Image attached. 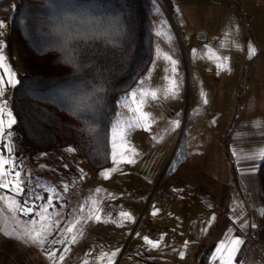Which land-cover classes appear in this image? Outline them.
<instances>
[{"label":"rangeland","instance_id":"1","mask_svg":"<svg viewBox=\"0 0 264 264\" xmlns=\"http://www.w3.org/2000/svg\"><path fill=\"white\" fill-rule=\"evenodd\" d=\"M248 2L250 8L240 13L241 42L214 40L205 48L197 43L192 51L187 37L169 15L171 42L166 37H154L151 62L127 92H139L141 79L145 80V89L159 90L160 98H149L143 109L151 114V130L126 129L125 142L138 153L136 162L113 165L112 125L121 114L125 120L137 118L122 107L125 93L116 104V117L109 132L110 163L104 169L115 166L117 171L110 173L108 179L100 175L104 169L94 171L75 151H68L73 148L69 142L32 157L17 154L20 143L14 126L11 137L7 136V113H13L11 97L23 69L16 46L9 47L10 19L0 20L5 23L0 29L5 57L0 66L4 139L13 149L12 160L19 165L24 180L20 194L0 190V197H8L0 200V264H52L44 248L15 240L13 227L22 232L45 223L52 229L49 241L63 239L64 228L74 217L86 218L88 207L103 210L101 221L87 220L79 226L83 235L77 237L76 244L68 245L70 251L64 253L62 264H84L85 260L88 264H108L109 257L102 254H110L117 248L120 252L112 258L115 264H219L218 244L231 236L245 237V227H240L242 222L235 216L237 212L247 213V201L254 203L252 195L234 182V172L240 170L237 165L240 161L261 163L264 157V0ZM16 3L13 2L11 13ZM159 7L155 3L154 15ZM153 19L154 16L151 24ZM182 22L188 26L187 21ZM250 47L257 50L251 59ZM240 52L242 57L236 58ZM164 53L179 61L180 87L175 99H164L162 93L167 86L165 69L168 74L171 71L162 58ZM206 67L214 73L207 74ZM9 80L14 86L7 83ZM176 119L180 120V126L173 131L171 121ZM64 184L70 185L67 193L62 192ZM52 189L57 190L55 197ZM13 196L21 203L26 202L33 212L18 214L14 220L6 206ZM91 199L96 203H88L81 213L80 206ZM260 206L264 208V200ZM44 208L49 209L46 221L40 219ZM225 210L230 221L223 230ZM120 212L130 213L134 222L120 217ZM143 236L160 241V246L151 249ZM186 241L189 243L185 248ZM195 243L200 247L193 250ZM45 247L57 250L65 245L48 243ZM181 251L185 252L183 259ZM236 264H257V261L244 246Z\"/></svg>","mask_w":264,"mask_h":264},{"label":"trees","instance_id":"2","mask_svg":"<svg viewBox=\"0 0 264 264\" xmlns=\"http://www.w3.org/2000/svg\"><path fill=\"white\" fill-rule=\"evenodd\" d=\"M16 1L8 42L23 69L11 97L17 154L69 142L92 170L107 168L116 104L151 62L155 1ZM158 1L171 14L172 0ZM257 175L264 200V157Z\"/></svg>","mask_w":264,"mask_h":264},{"label":"snow or ice","instance_id":"3","mask_svg":"<svg viewBox=\"0 0 264 264\" xmlns=\"http://www.w3.org/2000/svg\"><path fill=\"white\" fill-rule=\"evenodd\" d=\"M161 10L159 8L156 9V12L159 13ZM161 23H166L162 21ZM5 27V23L3 21H0V29ZM121 32H123V28L120 29ZM2 35V33H0ZM156 36H163L165 33L160 31L159 29L155 32ZM169 42H171V37L168 38ZM4 47V42L0 41V66L3 65V61L5 59L2 49ZM256 48L250 47V55L249 59L252 58L256 54ZM157 57L159 58L160 55V49L157 47L156 49ZM125 55H127V51L125 52ZM165 61H167L170 65V74H168V69H165L166 75L164 77V80L167 83V86L162 89L163 97L164 99H175L179 94V87L180 83L177 79L179 72H178V64L179 61L175 58H173L172 54L164 53L162 57ZM155 62V61H154ZM220 70H223V67L221 66ZM3 78L0 77V80ZM9 84L14 83L12 80L7 81ZM138 84L140 86L139 92L136 90L131 91L130 93H126L124 99V103L122 104V107L125 109H128L130 112L135 114L137 118L135 120H125L123 114L120 115V118L112 125V135H111V160L113 165H119V164H134L136 162L135 156L138 154L135 152V149L128 143L125 142V132L128 128H139L143 129L145 131L151 130V123H149L150 119V113L144 111V107L146 106V103L148 99L151 100H158L160 96L158 95L157 89H145L143 85L145 84V80L141 79L138 81ZM98 91H103V89H99ZM0 95H2V92H0ZM207 103V101H204ZM8 121H7V136L11 137V130L13 129V126L17 123L16 119L13 116V113L9 111L7 113ZM172 124V130L174 131L176 128L180 126V120L176 119L171 121ZM89 131L95 132L96 129L93 127ZM167 131V130H166ZM6 133L5 128V121L3 118V108L0 107V190H4L6 192H13L16 194H20L23 192L24 188V180L22 177V172L20 170V167L18 164H16L12 160L13 155V149L12 147L7 144V141L4 139ZM119 149V150H118ZM68 151H75L73 148H69ZM119 156V159L117 157ZM67 167V165H65ZM117 167H112L110 169H104L101 171L100 175L104 177L105 179L110 178V173L116 172ZM70 185L64 184L62 185V192L67 193L69 191ZM53 197L57 195V190L52 189ZM97 193L100 192V189L95 190ZM40 197H37L39 199ZM8 197H0V200H7ZM88 203L95 204L96 201L94 199H91L90 201H87L85 204H82L80 206L79 211L81 213L86 211V205ZM8 212L12 215V218L15 220L18 216V214H28L33 212V208L31 206H26L25 203L19 202L15 196L11 198V202L7 205ZM49 209L44 208L41 212L40 219L43 221H46L48 219L47 213ZM101 211L102 209L97 208H87L88 215L83 220L73 218L72 222H69L68 226L64 228V231L62 233L63 239H53L51 241L48 240V237L52 234L51 225H47L45 223H41L39 228L32 227V228H26V230L22 232H18L17 227H13V238L17 241H20L25 244H31L33 246H39L41 248H44L45 253L47 254V257L52 261V264H62V262L65 260L64 253H67L70 251V247L68 245L76 244L77 237L82 236L83 232L79 226L82 225V223L87 222V220H94L96 222L101 221ZM261 212L264 213V208L261 209ZM120 217L126 219L127 221L134 222V218L132 215L128 212H120ZM155 215V212L153 213ZM264 218V217H262ZM114 222V221H113ZM36 222L34 221L33 224ZM245 226H247V222L244 224H241L240 227L243 229ZM252 228H256L257 225L252 224ZM203 231V229H202ZM231 231V229H229ZM5 235H8L5 233ZM137 236H139V233H136ZM163 237H161V240ZM143 240L145 244L149 245L151 249H156L160 246V241H154L150 239L148 236H143ZM51 243L53 245L55 244H64L65 247L63 249H57L52 250L50 248L45 247L46 244ZM189 242H185L184 247L186 248ZM246 244V240L242 236H231L227 238V241L222 240L217 247V259L219 260V264H236L237 256L241 253L242 249L244 248ZM60 253L59 255L57 253ZM120 252V249L117 248L116 250L109 253H103L102 256H108V264H115L114 260L112 258L116 257ZM86 255H90L86 254ZM180 258L183 259L185 257V252L181 251L179 253ZM84 264H88V261L85 260ZM260 264H264V261H261Z\"/></svg>","mask_w":264,"mask_h":264},{"label":"crops","instance_id":"4","mask_svg":"<svg viewBox=\"0 0 264 264\" xmlns=\"http://www.w3.org/2000/svg\"><path fill=\"white\" fill-rule=\"evenodd\" d=\"M248 1L249 0H172L171 14H168L162 5L163 9L158 5L161 11L155 13L152 21L153 39L156 36L155 32L158 29L165 33V35L159 37L172 38V29L169 22V15H171L174 17L175 23H177L181 33L187 37L186 43L191 51L197 43H201V47L205 48L214 40H220L221 42L229 41L231 43L241 42L242 38L239 29V25L241 26L240 13L242 10L245 11V8H250ZM13 2L16 1L0 0V20L7 21L10 19ZM241 2L243 3L244 8L241 5ZM183 20L188 22V26L184 25L182 22ZM162 21L166 23H161ZM233 54L235 55V53ZM235 57L241 58L242 53L240 52L235 55ZM206 68L212 70L211 73L206 72L207 74L214 73L212 68ZM247 110H249V108ZM239 114V118H241L242 111H240ZM237 165L240 170H237L238 173L236 171L234 172V182L237 185H241L243 190L252 195L254 203L251 204L247 201V213L241 214L237 212L235 216L239 218L242 224L247 222L244 232L245 239L253 229L251 225H256V223H259L263 217V213L259 212V209L261 210L262 207L260 206V202L263 200L262 192H260L261 183L257 175L260 162L254 160H242ZM229 203H231V201H229ZM222 215L225 216L223 220L225 225L223 230H225L229 225L230 218L228 217L227 210H225ZM220 233L221 232H219V234ZM198 247H200V244L195 243L193 250Z\"/></svg>","mask_w":264,"mask_h":264},{"label":"built area","instance_id":"5","mask_svg":"<svg viewBox=\"0 0 264 264\" xmlns=\"http://www.w3.org/2000/svg\"><path fill=\"white\" fill-rule=\"evenodd\" d=\"M205 72L211 73V69H205ZM257 227L253 228L248 236H246V244L249 253L255 258L257 264H260L261 261H264V241L260 236V223H256ZM239 235V232H237Z\"/></svg>","mask_w":264,"mask_h":264},{"label":"water","instance_id":"6","mask_svg":"<svg viewBox=\"0 0 264 264\" xmlns=\"http://www.w3.org/2000/svg\"><path fill=\"white\" fill-rule=\"evenodd\" d=\"M154 1H155V3H157V5H159L162 8V6H161V4H160V2L158 0H154Z\"/></svg>","mask_w":264,"mask_h":264}]
</instances>
